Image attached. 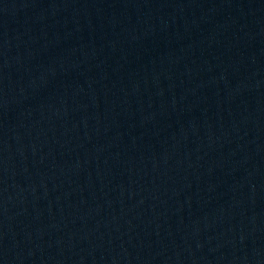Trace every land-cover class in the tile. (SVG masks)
Segmentation results:
<instances>
[{
  "label": "water",
  "instance_id": "1",
  "mask_svg": "<svg viewBox=\"0 0 264 264\" xmlns=\"http://www.w3.org/2000/svg\"><path fill=\"white\" fill-rule=\"evenodd\" d=\"M184 0H0V264H17Z\"/></svg>",
  "mask_w": 264,
  "mask_h": 264
}]
</instances>
